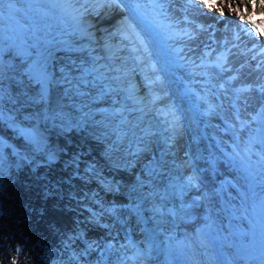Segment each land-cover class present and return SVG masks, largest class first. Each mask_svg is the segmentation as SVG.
I'll use <instances>...</instances> for the list:
<instances>
[{
    "label": "bare ground",
    "instance_id": "obj_1",
    "mask_svg": "<svg viewBox=\"0 0 264 264\" xmlns=\"http://www.w3.org/2000/svg\"><path fill=\"white\" fill-rule=\"evenodd\" d=\"M88 1L94 5L85 0H15L13 11L7 3L2 6L0 255L5 244L12 242L11 229L26 212L30 215L27 227L49 246L48 254L42 248L40 256L27 255L40 264H106L107 259L110 264H148L149 261L159 264L160 261L151 260L148 244L131 252L129 244L122 247V238L115 239L111 233L121 230L124 223L142 225L151 232L147 233L149 243L155 245L160 255L168 252L178 257L177 226L164 213L174 198L168 197L170 191L161 195L158 185L163 187L164 179H169L167 185L174 188L173 195L184 187L189 176L201 179L190 167L200 157L191 107L186 98L168 102L166 93L170 86L160 66L158 42L133 10L132 4L141 0ZM174 2H177L171 8L174 23L181 15L189 12L193 15L194 25H184L186 29L179 32L185 54L191 62L196 61L198 54L203 55L202 50L208 57L216 56L214 61L222 72L223 95H241L244 104H234V109L245 114L240 126L246 134L243 138L248 150L258 154L264 136L261 122L264 91L258 95L249 85L264 80V63L257 66L254 60L251 67L248 61L255 51L264 55V36L258 35L260 42L255 40L249 29L251 24L245 21L250 15L253 23L264 27L261 25L264 15L260 14L264 9L247 0H214L213 8L201 0ZM187 2L194 7L190 9ZM199 6L207 14L198 12ZM237 7L238 12L233 10ZM202 23L209 29L217 26L219 35L226 36L223 47L220 44L223 56L215 52L216 36L211 38V32L199 28ZM97 32H102V42L98 44L99 39L92 35ZM119 39L125 46L119 45ZM65 41L77 50H66ZM37 53L42 56L38 57ZM36 59L47 60L48 71L55 81H60L53 84L46 104H36L30 99L39 88L25 74V68ZM61 69L75 78L73 84L85 95H77L76 88L65 94L69 85L63 82ZM234 70L235 77L229 79ZM246 86L251 91H242ZM260 107L263 115L253 120V112ZM58 112L64 115L56 116ZM30 131L38 135L40 150L26 139ZM238 147H223L224 160L231 157L234 149L243 152ZM49 154L55 157L51 161ZM153 166L157 170L152 172ZM181 179L184 184L179 183ZM39 186L44 190H39ZM192 191L187 189L184 197L188 204L185 203L193 205L192 214L199 224L188 226L185 241L195 258L194 264H213L205 253L204 237L209 233L200 234L212 227V192L199 182L197 196L206 199L202 205ZM12 212H15L13 219ZM25 235L30 236L28 231ZM133 256L140 261L135 263Z\"/></svg>",
    "mask_w": 264,
    "mask_h": 264
},
{
    "label": "rangeland",
    "instance_id": "obj_2",
    "mask_svg": "<svg viewBox=\"0 0 264 264\" xmlns=\"http://www.w3.org/2000/svg\"><path fill=\"white\" fill-rule=\"evenodd\" d=\"M133 1L135 2V0ZM171 1L141 0V2L132 5H134L133 10L139 14L149 27L148 29L153 32L154 41L158 42L160 66L170 86V91L167 93L166 89H163L167 94L168 102L170 101L172 104L174 98H186L191 107V123L196 131L200 157L198 156L199 159L190 164V167L192 166L194 171L196 170L195 173L200 175L201 179L197 177L198 183L202 181L212 192L211 209L214 210L211 215L212 227L200 231L201 235L209 233L208 237H204L207 244L206 256L208 255L207 257L213 264H264V159H262L264 157V136L261 138V144L257 150L259 151L258 154L248 150L246 140L243 138V135L246 136L245 131L243 132L244 128L240 127L246 116L242 113L239 114L234 109V104H244L241 95H229L227 97L223 95L221 88L222 72L214 66L216 56L206 57L204 55L208 53L205 54L202 50L203 55L198 54L196 61H189L183 43L179 39V32L181 29H186L184 25L192 27L194 24L187 17H180L174 23L171 14L173 8L168 13ZM173 4L176 5L177 2ZM186 4L189 5L190 9L194 7L190 2ZM187 14L192 15L191 12ZM156 21L158 22L152 24ZM175 26L180 28L177 34ZM153 27L157 29L162 27V29L159 31ZM154 63L159 65L156 60ZM237 116H239V120H237ZM261 122L264 125V118L261 119ZM223 147H238L240 149L242 147L243 152H236L234 149L230 154L231 157L225 161L222 151L225 149ZM220 164L223 165L221 169ZM177 165L180 170L179 163ZM155 170L157 168L153 166L152 172ZM162 174L164 175L165 171ZM168 181L169 179L165 178L163 187L159 188L158 185V192H161L162 195V192L170 191L168 197L173 196L172 198H174L172 206L164 210V213L168 216L170 223L177 226L175 244L179 248L178 257H172L168 252H163L160 255L159 251H156L155 245L149 243L147 233L151 234V232L145 231L142 225L135 227V223H131L130 226L124 223L121 228L120 221H118L117 224L121 230L119 229L115 233L112 231L111 236H114L115 239L122 238L120 243L123 244L120 245L124 247V245L129 244L131 252L142 250L143 246L148 244L154 252L151 251V260H158L160 261L159 264H194L195 258L191 256L185 239L189 234L188 226H197L199 223L192 214L194 213L193 207L192 209L187 207L188 202L184 197L185 194H188L187 190L182 193V188H178L177 193L172 195L171 192L174 188L167 185ZM183 182L181 179L179 183L184 184ZM149 185H153L152 181ZM40 189H43V186H39ZM196 190L193 189L191 193L195 195V199L199 198L203 205L206 199L204 196H197ZM181 205L185 207L181 208ZM169 210H175L177 214L175 216L170 215ZM14 213L12 212L11 219L15 218ZM186 214L188 218L184 219ZM29 216L26 212L23 213L19 218L20 221L15 223L11 229V236L13 237L10 241L12 242L5 244L2 248L0 264H12L15 257H19L16 260L18 264H40L31 258L28 259L27 255L40 256V249L42 248L48 254L49 246L47 247L46 242H40L41 239H38L39 237L34 234V230L27 227ZM145 218L148 219L149 217L145 216ZM27 231L30 236L25 235ZM120 232H122L121 236ZM0 236L2 237V234ZM110 238L113 239V237ZM125 239L127 243H125ZM156 254L161 257L158 258ZM46 260H49L48 257ZM133 261L139 262V257L133 256ZM108 262L109 259L106 260V264ZM150 263L151 261L148 262V264Z\"/></svg>",
    "mask_w": 264,
    "mask_h": 264
},
{
    "label": "snow or ice",
    "instance_id": "obj_3",
    "mask_svg": "<svg viewBox=\"0 0 264 264\" xmlns=\"http://www.w3.org/2000/svg\"><path fill=\"white\" fill-rule=\"evenodd\" d=\"M113 3H120V0H112ZM201 2L207 4L209 8L215 7L214 0H201ZM248 3H256L260 9H264V0H247ZM7 3L9 10L13 11V4L15 3V0H0V18H2L3 15V5ZM229 8L232 7L231 4L228 5ZM234 11H239V8L233 9ZM87 11V10H85ZM223 14V13H221ZM261 15H264V11L260 13ZM78 15L82 16L83 13H78ZM73 19H76V17H73ZM241 19L244 20V16L241 15ZM246 23L251 24L253 29L256 31V34L259 36H264V27H258L255 23L251 21L250 15L249 19L245 21ZM261 25H264V21H261ZM66 45V50L68 51H75L77 49H74L72 47V44L68 41L64 42ZM17 55H21V53H16ZM3 55V50L0 49V57ZM26 55L31 56V53H27ZM38 57H41L42 54L37 53ZM4 70V61L2 58H0V77L3 75ZM61 73L63 74V82L69 85V87L65 90V94L67 95L69 92L73 90V88H76V94L77 95H85V93L80 92L78 89V85L73 84V79L69 72H65L64 69H61ZM25 74L28 75L30 81H33L37 87L39 88V91L35 97H31V101L36 104H46L49 102L50 99V93L52 90V86L54 83H59L60 81H55L53 75L48 71V64L47 60L45 59H36L31 61L26 65L25 68ZM83 75V74H82ZM242 91H251L250 88L243 89ZM261 91H264V88L261 89ZM56 116L62 117L64 114L62 112H58L55 114ZM87 115V114H85ZM47 118V117H46ZM237 120H239V116L236 117ZM253 120L256 119V117L252 118ZM23 134V133H22ZM26 139L29 143H31L37 150H40V139L38 135L35 132H28ZM49 160H53L55 157L53 154H49L48 156ZM264 159V157H262ZM3 156H0V162H2ZM199 187L198 178L194 176H189L185 182L184 187L181 189V192L183 193L187 189H197ZM199 199V198H197ZM195 203V202H194ZM193 205H188L187 207L191 208ZM184 205H181V208H184ZM158 212L162 213V210L157 209ZM169 214L175 216L177 213L175 210H169ZM89 248L92 247V245L88 246ZM12 264H18L16 260L12 261Z\"/></svg>",
    "mask_w": 264,
    "mask_h": 264
},
{
    "label": "water",
    "instance_id": "obj_4",
    "mask_svg": "<svg viewBox=\"0 0 264 264\" xmlns=\"http://www.w3.org/2000/svg\"><path fill=\"white\" fill-rule=\"evenodd\" d=\"M83 17H84V16H83ZM85 18H88V17H85ZM94 29H95V28H94ZM92 35H93L96 39H99L100 42H97V41H96L97 44L102 42V32H101V34H100V33L98 34V32H97V33H95V34L93 33ZM119 42H120V41H119ZM120 43H121V44H119V45H122V42H120ZM136 83L139 84L138 79H136ZM192 118H193V116H192Z\"/></svg>",
    "mask_w": 264,
    "mask_h": 264
}]
</instances>
